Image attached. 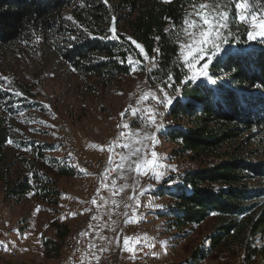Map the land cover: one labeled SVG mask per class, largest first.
Segmentation results:
<instances>
[{
    "label": "trees",
    "instance_id": "16d2710c",
    "mask_svg": "<svg viewBox=\"0 0 264 264\" xmlns=\"http://www.w3.org/2000/svg\"><path fill=\"white\" fill-rule=\"evenodd\" d=\"M200 1L0 0V54L19 45L38 44L67 71L102 87L132 74L131 57L141 61V70L136 72L147 74L156 86L148 74L151 64L135 48V41L148 57H156L154 49L159 48V63L152 73L158 79L170 70L179 85L185 69L173 63L179 49L166 29L173 24L179 27L188 7ZM113 17L115 40L109 30ZM210 75L213 81L209 84L201 81L181 86L180 97L168 111L175 123L164 138L177 146L175 155H188L199 168L184 175L181 183H173V204L159 216L168 219V230L178 232L211 219L209 246L194 251L192 262L204 259L218 246L234 245L244 251L246 261L256 256L264 264V160L253 161L258 151L248 149L253 139L256 147H264V44L254 43L247 50L217 59L210 66ZM16 92L22 95H14ZM29 97L30 91L19 81L0 80L3 201L20 204L31 200L42 208H54L61 193L49 172L70 177L75 171L66 160L49 155L57 146L19 131V113L41 109ZM183 119L186 122L181 124ZM210 158L213 162L207 164ZM163 191L166 189L160 187L156 193L163 195ZM61 229L64 231L56 227L59 242L69 234L67 227Z\"/></svg>",
    "mask_w": 264,
    "mask_h": 264
},
{
    "label": "rangeland",
    "instance_id": "374dc122",
    "mask_svg": "<svg viewBox=\"0 0 264 264\" xmlns=\"http://www.w3.org/2000/svg\"><path fill=\"white\" fill-rule=\"evenodd\" d=\"M190 11H192L191 6L188 7L186 13ZM230 11L235 15L234 5ZM238 23L241 33L238 39L231 41L229 45H225V50L214 61L229 53L234 54L247 50L252 44L258 43L255 40L248 41L247 39L246 27L250 30L251 21L249 20L248 26L242 22ZM231 30L236 32V25H233ZM242 33H245L244 43L241 39ZM204 62L201 61V64ZM210 66L209 76L211 78ZM145 75L142 76L133 71L129 77L116 79L109 86L102 87L92 79H82L67 71L54 60L52 54L38 44L19 45V48L7 49L0 54V77L7 78L6 82L11 83V81L16 80L24 84L32 95L31 99L28 98L29 102L37 103L41 107L37 111L25 110L19 113L17 117L19 119L17 124L19 131L34 140L57 146V149L49 155L66 160L67 164L75 171V174L70 177L58 176L54 171L49 172L56 188L61 193L58 205L54 208L46 207V205L42 208L31 200H26L20 204L5 203L0 184V229L5 228L2 225L6 224L9 227L10 239L17 241L20 245V254L15 259L0 256V264H58L65 256L66 241L69 234L67 233L65 239L59 242L56 227H59V231L63 232L64 230L61 229L63 225L59 224L56 213L65 200L75 197L78 172L63 146V138L65 135H69L79 141L88 136L91 148L95 149V145L101 138L110 135L113 119L121 116V113L128 108L132 89L138 81L147 80L151 86L150 90L154 92L157 90V86L153 85ZM201 81L209 84L213 79L211 78V81L201 79L197 82ZM1 87L5 88V86ZM153 103L150 100L148 107H151ZM158 110L163 111V108L160 107ZM185 122L186 120L183 119L181 124ZM174 123L175 121L169 117L168 112L162 119L157 117V124L162 125L163 128L162 132L157 133L159 143L155 149L151 148L152 141L150 139L143 140V135L144 131L151 135L156 132V128L154 126L146 127L139 135H135L137 129H141V125L137 122L131 125L128 136L131 138L127 139L129 147L124 148L123 151L125 184L120 188V191L124 195L125 203L130 205L132 217L137 227L134 231L131 229L133 221L124 225L123 228H128L124 238H130V244H134L136 248L141 246L140 243H135L137 238H140L141 241L145 235L152 238L157 257L149 264H259V257L255 256L246 261L244 251L234 245L229 248L218 246L204 259L198 258L192 262L191 255L194 251L199 248L207 249L209 246L206 239L212 232L211 219L178 232L168 230L166 225L168 219L160 218L159 213L165 212L166 207L173 204L170 193L175 190V187L171 182L162 183L161 188L166 189L163 191L164 197L156 193L157 191L154 192L156 194L147 192L151 172L149 171L147 175H144L143 169L140 173L136 171L138 159L137 155L132 154V152L135 148H140L141 153L138 155L145 159H151V151L154 150L159 157L164 158L158 160L159 163L169 162L172 165L181 155L174 154L177 146L167 141L164 135L170 126L173 127ZM144 145H147V148ZM248 149L254 150V152L258 151V154L252 156L253 161L264 160V147H256V139L250 141ZM145 153L149 154L150 158L145 156ZM182 156L187 157L188 155L183 154ZM212 162L211 158L206 160L207 164ZM193 165L192 170L199 168L197 162H193ZM167 179L172 178L165 180L168 181ZM172 181L181 183L183 180L177 182L173 178ZM261 184L264 185V181ZM138 195L140 198L136 200L129 199V197L135 198ZM105 197V205L108 207L112 201L109 187ZM137 201L139 207H137ZM161 242H167V246L162 247ZM260 244H263V241L258 242L257 246ZM57 245H59V251L55 253Z\"/></svg>",
    "mask_w": 264,
    "mask_h": 264
},
{
    "label": "snow or ice",
    "instance_id": "6c2138e0",
    "mask_svg": "<svg viewBox=\"0 0 264 264\" xmlns=\"http://www.w3.org/2000/svg\"><path fill=\"white\" fill-rule=\"evenodd\" d=\"M105 2H107V0H105ZM164 2L168 3L170 0H164ZM185 2L187 3L188 0H185ZM233 5L236 9L235 15L230 11ZM190 6L192 11L187 12L184 15L179 27L173 24L171 29H166V32L174 37L173 42L178 45L179 49L176 60L173 63L177 66H182V68L185 69L183 72V78L179 81V85H176L173 73L170 70L158 79L152 73V69L156 68L159 63L157 60V57L160 55L159 48L154 49L156 57H148L143 47L135 41H132L135 48L139 49L140 55L151 64V68L148 69V74L153 81L156 82L160 94L158 95L157 92L151 90L143 93L140 100L144 101L150 99L154 102L152 106L146 109H136L129 106L121 113V117L124 118L126 113H130L134 118V122L141 125V129H137L135 135H139V133L146 127L154 126L156 128V132L151 135L146 131H144L143 135V140L150 139L152 141V149H155L159 143L157 133L162 132L163 128L162 125L157 124V117L162 119L177 97H180L181 86L186 85L189 82L196 84V82L201 79L211 81L209 76V66L220 56L221 52L225 50V45H229L231 41L238 39L241 34L238 22H242L248 26L250 20V30L246 27L248 41L255 40L258 43L264 44V3H262L261 0H203V2L198 4L192 3ZM67 19L72 18L67 17ZM113 21V27L109 30L113 33L111 39L115 40L117 39L115 17H113ZM233 25H236L237 27L236 32L231 30ZM104 38L107 39L108 37ZM156 39L159 41L160 37H157ZM128 60L132 71L141 70L139 68L141 61H133L131 57H128ZM201 61L205 62L201 64ZM6 79L7 78L5 77H0V80ZM14 95L21 96L22 93L16 92ZM160 107L163 108V111L158 110ZM117 127L129 128L131 131V126L127 123H122ZM119 136L125 137V133L120 132ZM127 138L130 139L131 137ZM9 143H12V141H9ZM118 146L122 148L129 147L127 143ZM144 147L147 148V145H144ZM140 153V148H135L132 152V154L137 155L138 159L136 171L140 173L141 169H143L144 175H147L150 171L151 178L155 179L157 184L168 182L164 180V177L166 176L165 165L158 162V160H163L164 158L159 157L154 150L151 151V159H145L143 156L138 155ZM144 155L146 156L147 153ZM109 161L111 162V157L109 158ZM172 171H175V169H172ZM113 183H115V181H113ZM171 183H175V181H171ZM188 189L189 191L191 190L190 185L188 186ZM129 199L134 198L129 197ZM92 203L95 204L96 201L93 200ZM137 207H139L138 201ZM72 215H76V213H72ZM92 219H97V217L93 216ZM127 223H129V221H125V224ZM109 243H111V241H109ZM135 243H140L141 247L136 248L134 244H130V238L128 237L123 239V250L132 253L133 257L136 251H140L144 247H147L149 250L155 247L152 238H149L147 235L142 238V241L140 238H137ZM161 246L166 247L167 242H161ZM5 250H7V248H5ZM101 250L106 251L107 249L104 248ZM145 255H156V253L149 251L145 253ZM97 260H99V257H97Z\"/></svg>",
    "mask_w": 264,
    "mask_h": 264
},
{
    "label": "bare ground",
    "instance_id": "6f19581e",
    "mask_svg": "<svg viewBox=\"0 0 264 264\" xmlns=\"http://www.w3.org/2000/svg\"><path fill=\"white\" fill-rule=\"evenodd\" d=\"M145 86L148 89L151 88L149 81L147 83L146 81H138L135 87L133 86L134 88L132 89L128 106H130L131 101H133L137 97V94L140 93ZM155 92L159 93L158 89L155 90ZM121 122V116L113 119L112 131L110 135L101 138L97 145H95V149L91 148L88 136H85L83 140L79 141L69 135H65L63 138V146L68 152V155L78 172V184L75 197L65 200V202L61 205L56 213L59 224L61 223L64 227H67L69 229L66 254L58 264H69L67 260L71 252L73 251L75 240L78 239V237L81 235L85 223L91 219V194H94L98 184L100 194H106L107 192V188L109 187L110 183L109 171H101L100 183L99 176H92V171H94L95 169H100L102 166L106 165L105 150L110 147L111 138L119 134V128L117 126ZM160 163H163L166 169V176L164 177V180L166 178H174L177 182H180L184 175L192 171L194 166L193 162L187 157H182L181 159L176 160L172 165H170L169 162ZM172 169H175V171H172ZM124 184L125 183H122V186ZM161 184H157L155 179L151 178L150 174L149 185L147 186L146 191L149 193H154L161 187ZM126 205L127 204L125 203L124 195L122 193L121 203H118V211H125ZM72 213H76V215H72ZM98 221H106V214H98ZM125 221H129L130 223L131 215H124V220H121V228L126 225ZM3 226L5 228L0 229V256L9 259H15L20 254V245L17 241H12L10 239L8 231L9 227L6 224L2 225V227ZM136 227L137 224H135V228ZM131 228H133V224ZM140 247L138 246V248ZM5 248H7V250H5ZM149 251L156 253V255H145V253ZM132 256L133 254L127 251V255H124L122 258V264H138V260L140 264H149L157 257V251L154 248L149 250L144 247L142 250L135 252L133 259Z\"/></svg>",
    "mask_w": 264,
    "mask_h": 264
},
{
    "label": "built area",
    "instance_id": "2783aa9c",
    "mask_svg": "<svg viewBox=\"0 0 264 264\" xmlns=\"http://www.w3.org/2000/svg\"><path fill=\"white\" fill-rule=\"evenodd\" d=\"M149 90L145 86L137 94V97L131 101L130 106L136 109L148 108L150 99L141 101L140 97L143 93L149 92ZM157 94L159 95V93ZM122 123H127L131 126L135 122L131 114L126 113L119 125ZM120 132H124L125 137H120ZM119 134L111 138L110 147L105 150L106 165L92 171V176H99V183L101 171H109V188L111 190L112 201L108 207L105 205L106 194H100L98 184L96 191L90 197L92 204L91 219L85 223L81 235L75 240V246L67 260L69 264H122L123 256L127 255V251L123 250V239L128 228H121V220H124V215H131V221H133V228L131 229L133 231L136 229L130 205L125 206V211H118V203H121L122 196L120 188L122 187V183H125L122 159L124 148L118 145L127 143L130 129L119 128ZM110 157L111 162L109 161ZM147 157L150 158V155L148 154ZM138 198H140V195L134 199ZM93 200L96 201L95 204L92 203ZM98 214H106V221H98ZM93 216L97 217V219H92ZM104 248L107 250L102 251L101 249ZM97 257H99V260H97ZM138 264H140L139 260Z\"/></svg>",
    "mask_w": 264,
    "mask_h": 264
}]
</instances>
